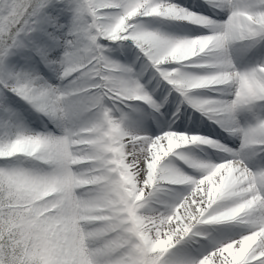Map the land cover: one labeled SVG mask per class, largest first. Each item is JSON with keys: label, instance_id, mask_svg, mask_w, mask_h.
I'll use <instances>...</instances> for the list:
<instances>
[{"label": "snow or ice", "instance_id": "1", "mask_svg": "<svg viewBox=\"0 0 264 264\" xmlns=\"http://www.w3.org/2000/svg\"><path fill=\"white\" fill-rule=\"evenodd\" d=\"M0 264H264V0H0Z\"/></svg>", "mask_w": 264, "mask_h": 264}]
</instances>
